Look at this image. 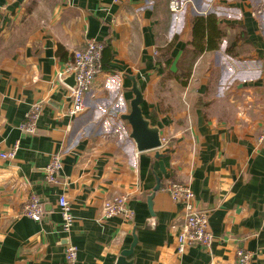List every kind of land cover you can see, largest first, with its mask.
<instances>
[{"label": "crops", "instance_id": "0c3cea01", "mask_svg": "<svg viewBox=\"0 0 264 264\" xmlns=\"http://www.w3.org/2000/svg\"><path fill=\"white\" fill-rule=\"evenodd\" d=\"M169 1L0 0V152L20 143L13 160L0 157V264H69L68 240L80 264H115L134 232V264H236L239 247L264 264V0H186L178 13ZM90 39L112 58L103 54L86 109L71 116L61 73ZM130 76L145 118L169 140L159 149L139 152L122 118ZM37 102V132L24 134ZM57 153L60 187L45 182ZM165 178L190 184L209 212L210 250L177 252L182 206L161 190ZM62 193L75 216L70 235L61 230ZM31 194L46 210L42 221L21 214ZM115 194L129 197L132 221L101 218Z\"/></svg>", "mask_w": 264, "mask_h": 264}, {"label": "built area", "instance_id": "2783aa9c", "mask_svg": "<svg viewBox=\"0 0 264 264\" xmlns=\"http://www.w3.org/2000/svg\"><path fill=\"white\" fill-rule=\"evenodd\" d=\"M130 0H112L114 4H124ZM186 0H170L169 8L172 12L178 13L186 8ZM0 5V11L2 10ZM106 44L97 39L87 40L81 48L74 51L70 63L61 73V80L64 76L75 73L76 86L71 88V116L78 115L86 109L87 94L93 89L96 78L101 71V62ZM43 112V103L32 104L25 114L20 129L24 134L34 135L37 132V124ZM163 145L167 144L166 138H162ZM258 144H264V121L261 132L257 137ZM20 143L17 142L11 148L0 152L4 160H13L19 151ZM63 156L55 154L45 168V182L49 185L62 186L65 180L61 176L63 169ZM161 190L167 193L171 199L182 206L184 223L177 235V252L183 255L188 249L200 247L210 250L214 240V234L210 225V215L206 210L200 209L197 205L196 194L188 183H181L172 178H165ZM58 208L62 216L61 230L64 234L70 235L75 222V216L67 196L59 195ZM21 214L42 221L46 216V210L41 199L36 194H31L21 209ZM102 219L114 217L122 218L125 221H132L135 218V211L130 207L127 195L115 194L106 199L102 208ZM65 258L69 264H80L78 259V247L68 242L65 245ZM253 253L245 248L236 249V264H252Z\"/></svg>", "mask_w": 264, "mask_h": 264}, {"label": "water", "instance_id": "95a60500", "mask_svg": "<svg viewBox=\"0 0 264 264\" xmlns=\"http://www.w3.org/2000/svg\"><path fill=\"white\" fill-rule=\"evenodd\" d=\"M133 80V99L131 100V111L128 114H124L122 118L129 122L131 126L130 137L134 140L137 150L139 152L159 149L163 146L162 137L158 127L153 126L150 120L146 119L143 110V94L139 87V83L135 76H130ZM70 88L76 86V75L75 73H70L62 78ZM160 189V185L154 188L153 193L148 197L149 211L151 218L147 223H155V213L153 211V198L155 193ZM154 226H149L147 224L146 228L151 229ZM69 242V240H68ZM67 242V243H68ZM138 243V236L136 232L133 233V240L128 248L121 250L115 264H134L132 255L134 253L135 247Z\"/></svg>", "mask_w": 264, "mask_h": 264}, {"label": "trees", "instance_id": "16d2710c", "mask_svg": "<svg viewBox=\"0 0 264 264\" xmlns=\"http://www.w3.org/2000/svg\"><path fill=\"white\" fill-rule=\"evenodd\" d=\"M196 22H197V21H195V24H196ZM61 50H63L62 47L59 48V51H58V52L60 53ZM165 50H166V49H165ZM165 50H164V52H165V54H167ZM105 52H107V57L112 58V54H110V52L108 53V48H105L104 53H105ZM104 53H103V54H104ZM105 65H106V64H105V62H104V55H103V57H102V62H101V70L104 69V68H106Z\"/></svg>", "mask_w": 264, "mask_h": 264}, {"label": "rangeland", "instance_id": "374dc122", "mask_svg": "<svg viewBox=\"0 0 264 264\" xmlns=\"http://www.w3.org/2000/svg\"><path fill=\"white\" fill-rule=\"evenodd\" d=\"M186 7H187V6H186ZM90 92H91V91H90ZM90 92H89V93H90ZM89 93L87 94V96L89 95ZM166 141H169L168 138H166ZM167 143H168V142H167Z\"/></svg>", "mask_w": 264, "mask_h": 264}]
</instances>
